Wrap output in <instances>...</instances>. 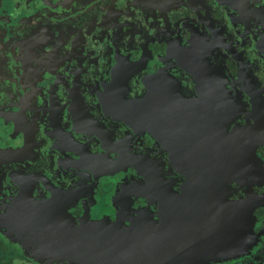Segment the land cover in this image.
Wrapping results in <instances>:
<instances>
[{"label": "flooded vegetation", "instance_id": "flooded-vegetation-1", "mask_svg": "<svg viewBox=\"0 0 264 264\" xmlns=\"http://www.w3.org/2000/svg\"><path fill=\"white\" fill-rule=\"evenodd\" d=\"M264 264V0H0V264Z\"/></svg>", "mask_w": 264, "mask_h": 264}, {"label": "water", "instance_id": "water-1", "mask_svg": "<svg viewBox=\"0 0 264 264\" xmlns=\"http://www.w3.org/2000/svg\"><path fill=\"white\" fill-rule=\"evenodd\" d=\"M191 263V261L188 259V264H190Z\"/></svg>", "mask_w": 264, "mask_h": 264}]
</instances>
